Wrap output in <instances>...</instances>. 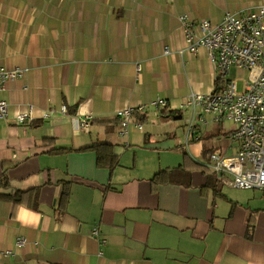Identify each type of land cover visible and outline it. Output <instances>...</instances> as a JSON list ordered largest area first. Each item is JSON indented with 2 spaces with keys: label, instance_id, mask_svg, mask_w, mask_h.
<instances>
[{
  "label": "crops",
  "instance_id": "obj_1",
  "mask_svg": "<svg viewBox=\"0 0 264 264\" xmlns=\"http://www.w3.org/2000/svg\"><path fill=\"white\" fill-rule=\"evenodd\" d=\"M262 5L0 0V66L24 70L0 89L8 103L0 117V252L12 251L0 264H264V194L220 183L208 165L214 153L238 151L234 125L203 114L206 122L187 134L185 97L212 92L217 70L205 47L185 49L179 20L219 24L228 12ZM155 97L166 106L152 107ZM128 106H145L143 129L120 135L113 119ZM30 107L32 124H17L13 116ZM85 118L87 129L76 128ZM103 141L118 155L111 169L85 149ZM184 143L188 153L177 150ZM160 170L169 172L152 179ZM16 191H24L17 203L9 196Z\"/></svg>",
  "mask_w": 264,
  "mask_h": 264
},
{
  "label": "built area",
  "instance_id": "obj_2",
  "mask_svg": "<svg viewBox=\"0 0 264 264\" xmlns=\"http://www.w3.org/2000/svg\"><path fill=\"white\" fill-rule=\"evenodd\" d=\"M179 20L184 24L185 49L194 52L200 46L205 47L209 58L216 63V78L220 80L218 91L205 95L192 92L185 97L183 108L190 111L186 122L187 134L196 127L195 122H206L203 114L210 115L213 121L231 120L234 129L230 135L239 142L238 151L232 155L214 153L208 165L218 175L220 183L259 189L264 194V5L241 15L228 12L219 24H212L206 19L193 23L187 20L186 15H181ZM196 28L198 32H195ZM164 52H168L167 47ZM231 67L250 71L249 78L242 81L241 90L237 89L236 82L240 78H228ZM23 71L21 67L0 66V89L7 80L20 77ZM7 104L0 99V117L8 115ZM150 105L164 107L166 100L155 97ZM60 112L67 113L66 105L60 106ZM52 113L50 109L43 116L49 117ZM115 113L120 135L127 134L131 128L143 129L140 118L146 114L145 106H128ZM32 116L30 107L13 117L19 125H31ZM88 125L85 118L77 122L76 128L86 130ZM125 146L128 147L126 141ZM97 230L96 226L91 228L93 238L97 236ZM101 241L104 242L103 239ZM24 242L25 239L20 236L15 238L14 244L19 246ZM3 253L12 251L0 252Z\"/></svg>",
  "mask_w": 264,
  "mask_h": 264
},
{
  "label": "trees",
  "instance_id": "obj_3",
  "mask_svg": "<svg viewBox=\"0 0 264 264\" xmlns=\"http://www.w3.org/2000/svg\"><path fill=\"white\" fill-rule=\"evenodd\" d=\"M220 80L218 78H216L215 80V86H214V91H218L219 89V86H220ZM160 112L164 113V109L163 110H160ZM105 119H97V120H93V122H97V123H103ZM113 121L117 122V118H114ZM118 123V122H117ZM112 147H113V144L108 142V141H103V142H100V143H96L94 145H90V146H86L85 149H92L94 150V153H96V163L99 165V166H106V167H109L110 169L112 167H114L115 165L118 164V155L115 154V153H112ZM62 150H67V149H62ZM58 149L54 150L53 152H57ZM186 158V154H184V160ZM181 166V165H179ZM167 172H169V170H160L158 172H156L154 174V176H152V179H156V178H159V176L161 177L162 175H165ZM6 181V178L2 175L0 176V182L2 181ZM67 192V191H66ZM65 191H63L61 194V198L60 200L63 201L65 200L66 198V193ZM24 193V191H20L19 193L16 191L13 194H10L9 196H11L12 200L17 203L20 201L21 198L24 197V195H22ZM4 194L1 193L0 194V197L3 196Z\"/></svg>",
  "mask_w": 264,
  "mask_h": 264
},
{
  "label": "rangeland",
  "instance_id": "obj_4",
  "mask_svg": "<svg viewBox=\"0 0 264 264\" xmlns=\"http://www.w3.org/2000/svg\"><path fill=\"white\" fill-rule=\"evenodd\" d=\"M231 71H230V73H229V75H228V78H233V77H235V76H237L238 78H240V80H238V81H236L237 82V89L238 90H241L242 89V81L243 80H246V79H248L249 78V72H246V71H241V72H234L232 69H230ZM146 109H148V108H146ZM151 109V108H150ZM149 109V110H150ZM187 112V114H183V116H185V118H187V116L186 115H188L189 113H188V111H186ZM161 114V113H160ZM179 121H182L181 119H178V120H176L175 122L176 123H180ZM225 122V128H228V127H230V126H233L234 125V123L232 124V122H230V121H228V120H226V121H224ZM177 129L179 130V133H178V135L180 136V137H182V135H183V130H182V126H181V124H179V127H177ZM233 143L234 144H237L238 143V141L236 140V141H233ZM136 148H139V147H137V146H131V148H130V153H132L131 151L132 150H134V149H136ZM177 150H179V152L180 153H182V152H187L188 153V150H187V145H185V143H184V146H182L181 148L179 147ZM153 154L154 156H156V158H158L157 157V154H155V153H153L152 151L151 152H148L147 154ZM146 154V155H147ZM227 154H231V150L229 149V151L227 152ZM139 156H140V154H139ZM140 159H141V161H142V157L140 156ZM140 159H139V162H140ZM127 163H129V162H127ZM130 163H132V162H130ZM130 163H129V165H130Z\"/></svg>",
  "mask_w": 264,
  "mask_h": 264
},
{
  "label": "water",
  "instance_id": "obj_5",
  "mask_svg": "<svg viewBox=\"0 0 264 264\" xmlns=\"http://www.w3.org/2000/svg\"><path fill=\"white\" fill-rule=\"evenodd\" d=\"M172 117L173 118H181V115L180 114H176V115H173Z\"/></svg>",
  "mask_w": 264,
  "mask_h": 264
}]
</instances>
